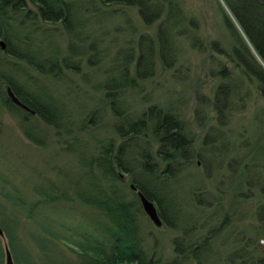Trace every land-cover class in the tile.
<instances>
[{
	"label": "trees",
	"instance_id": "1",
	"mask_svg": "<svg viewBox=\"0 0 264 264\" xmlns=\"http://www.w3.org/2000/svg\"><path fill=\"white\" fill-rule=\"evenodd\" d=\"M221 1L249 43L248 47L236 35L226 56L239 69V77L255 85L256 91L264 97V0ZM120 8L136 9L144 25L157 23L155 36L141 34L134 46H122L110 57L115 65L104 85L99 87L102 92L106 90L100 106H108L114 118L129 117L132 121L126 122L124 131L116 132L120 139L117 146L110 140L86 163L88 188L77 191L76 198L82 205L97 208L98 216L79 219L71 233L73 239L68 238L67 242L59 238V241L76 255L77 264H162L154 250L148 251L140 232L137 214L141 205L136 195L140 192L155 204L162 223L175 233L172 257L163 264H264V139L261 143L252 136L250 139L254 142L246 140L240 150H225L228 145L214 148L219 136L209 126L198 146L171 104L149 106L137 116L130 114L125 105L127 88L148 80L155 61L164 70L175 67L178 40H192L193 44L197 40L193 38L194 20L185 15L175 0H0V39L6 44L4 50L0 48L4 106L13 115L16 113L12 109L20 112L23 123L34 115L57 133L69 129L65 125L70 120L69 115L60 99L52 96L51 100L44 101L41 99L44 88L37 78L29 77L32 81L25 78L23 87L12 74L4 75L1 65L14 69L13 61L23 63L40 77L69 83L66 71L76 74L80 69L76 58L90 51L87 65L94 68L108 57L96 49L99 38H90V26L96 29V24L104 22L96 23L98 17L105 21L114 18ZM129 21L126 19L127 23ZM43 24L62 27L68 39L65 55H61L54 44H46L54 30L41 29ZM89 39L92 41L85 45ZM33 48L37 50L35 57L31 55ZM96 55L101 58L93 62L92 57ZM224 73L223 67L214 73L223 80L215 88L212 103L215 118L223 127L241 107L246 108L243 102L247 96L245 90L242 98L229 100L219 107L217 92L223 82L235 79ZM35 85L37 90L28 88ZM8 88L34 114L10 103ZM100 110H91L79 130L88 128V124H98ZM259 122L263 124L264 114ZM24 133L28 139L36 141L31 129L25 128ZM221 141L220 138L219 142L225 143ZM196 159H202L203 176L207 180H212L210 174L215 169L217 179L211 182V190L194 181L187 182L189 185L183 189V174L193 167ZM225 161L226 165L222 166ZM125 187L132 191L133 199L126 197ZM51 199L42 197L36 205L50 206ZM45 227L38 236H33L37 254H32L23 252L15 243L11 223L2 225L0 222L15 264H46L43 260L39 263L37 258L49 256L47 234L54 229L50 225ZM2 257L0 241V264Z\"/></svg>",
	"mask_w": 264,
	"mask_h": 264
},
{
	"label": "rangeland",
	"instance_id": "2",
	"mask_svg": "<svg viewBox=\"0 0 264 264\" xmlns=\"http://www.w3.org/2000/svg\"><path fill=\"white\" fill-rule=\"evenodd\" d=\"M175 2L180 5L186 16L194 20L196 31L193 38L196 37L197 40L194 44L192 40L183 38L178 40L179 55L174 68L164 70L160 63L155 61L152 65V75L148 80L138 81L136 87L127 88L124 96L129 113L137 116L149 106L165 107L171 104L179 112L186 129L194 136L195 145L199 146L205 129L209 126H212L219 136L214 148L220 146L225 148L228 145L225 150H240L246 140L249 143L254 142L250 139L252 136L262 143L264 122L261 125L259 120L264 114V97L256 91L255 85L239 77V69L226 56L234 45L236 35L249 47L239 26L221 0H175ZM115 15L106 21L98 17L96 23L104 21L102 25L92 20L96 24V29L90 26L92 30L90 38L93 40L99 38L100 44L96 49L102 50L103 56L108 57L94 68L87 65L90 51L76 58V61H80V69L76 74L71 70L66 71L69 83L55 81L51 77H40L23 63L13 61L16 63L14 69L9 65H1L3 74H12L21 86L24 85L25 78L29 80H31L29 77L37 78L44 88L41 99L49 101L52 96L60 99L65 104L70 119L65 124L69 129H62L60 133L34 115L29 116L23 123L20 112L12 109L16 113L13 115L4 106L1 95L4 87H0V222L2 225L11 223L15 243L23 252L32 254H37L33 236H38L45 226H52L54 232L48 230L50 234H47L46 250L49 256L37 258L39 263L42 260L46 264L78 263L76 255L69 247L63 245L59 238L66 241L68 238L73 239L71 233L79 219L89 220L88 218L99 214L97 208L82 205L76 198L77 191L88 188L86 163L97 155L101 145L108 144L110 140L117 146L120 139L116 132L124 131L126 122L132 121L129 117L114 118L108 106H100L106 90L102 92L99 87L104 85L108 74L114 68L115 63L111 62L110 57L115 51L122 46H134L141 34L154 38L157 23L144 25L136 9L132 8H120ZM126 19L130 21L127 23ZM44 28L54 30V35L49 37L46 44H54L61 55H65L68 39L62 27L43 24L41 29ZM90 41L92 40L89 39L85 45ZM35 51L37 50L34 48L32 52L30 51L33 57L37 55ZM3 55L1 57L5 59ZM100 58V55H96L92 57V61L97 62ZM222 67L225 68L224 74H231L235 79L223 82L224 85L217 92L216 100L219 107L227 104L229 100L242 98L245 90L247 91L243 102L246 108H240L244 112L240 113L241 110L238 111L235 107L238 112L233 114L224 127L215 118L212 106L215 88L223 80L220 75L214 73L220 72ZM28 84L31 85L30 82ZM28 88L37 90V85ZM95 108L101 109V114L97 115V127L88 124V128L79 130L86 115ZM198 109L200 111L196 113ZM202 124H206V127L203 128ZM25 128L31 129L36 141L33 142L25 136ZM220 138L221 142L225 143H220ZM201 160L196 159L193 167L183 174V189L189 185L187 182L194 181L211 190V182L217 179V175L213 169L210 174L212 180L204 178ZM225 165L226 161L222 166ZM127 180L129 179L125 176L124 181ZM124 191L128 199H133L131 190L125 187ZM46 196L52 198L51 205L37 206V201ZM66 199L70 202H62ZM141 211H138L137 221L145 245L149 252L154 250L155 257H161L164 263L172 257V239L175 233L164 224L160 227L154 226ZM0 241L3 249L1 264H5L8 240L0 234Z\"/></svg>",
	"mask_w": 264,
	"mask_h": 264
},
{
	"label": "water",
	"instance_id": "3",
	"mask_svg": "<svg viewBox=\"0 0 264 264\" xmlns=\"http://www.w3.org/2000/svg\"><path fill=\"white\" fill-rule=\"evenodd\" d=\"M5 47H6V44H5L4 40L0 39L1 50H4ZM6 93H7V97H8V100L10 101V103L15 105L16 107H19V108L25 110L26 112L34 114V112L32 110H30L28 107H26L23 103H21L16 98V96L12 93V91L9 88L6 90ZM131 189L133 191H135V188L133 186H131ZM136 195H137V198L140 202L141 208H142L144 214L146 215V217L153 223L154 226L160 227L162 222L158 216L157 208H156L155 204L152 201L147 200L140 192H136ZM0 234H2V233L0 232ZM5 264H13L11 253H10L8 248H6V250H5Z\"/></svg>",
	"mask_w": 264,
	"mask_h": 264
},
{
	"label": "bare ground",
	"instance_id": "4",
	"mask_svg": "<svg viewBox=\"0 0 264 264\" xmlns=\"http://www.w3.org/2000/svg\"><path fill=\"white\" fill-rule=\"evenodd\" d=\"M141 209H142V208H141ZM142 211H143V210H142ZM157 213H158V211H157ZM158 216H159V215H158ZM159 218H160V217H159ZM160 220H161V219H160ZM161 222H162V220H161ZM162 224H163V223H162ZM162 224H161V225H162Z\"/></svg>",
	"mask_w": 264,
	"mask_h": 264
}]
</instances>
